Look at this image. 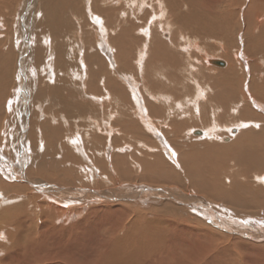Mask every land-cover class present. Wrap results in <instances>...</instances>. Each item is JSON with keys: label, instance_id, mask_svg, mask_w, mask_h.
<instances>
[{"label": "bare ground", "instance_id": "obj_1", "mask_svg": "<svg viewBox=\"0 0 264 264\" xmlns=\"http://www.w3.org/2000/svg\"><path fill=\"white\" fill-rule=\"evenodd\" d=\"M61 1L68 4L65 9L71 8L77 14H74L73 18L78 26L76 34L79 36L81 46L93 48V52L86 53L84 59L76 56L74 61L72 56L82 55V52L80 48H76L78 45L73 44L75 48L73 45L68 47L61 42L60 35L63 32L66 35L70 33V28L63 21L64 10L54 5V0H45L44 13L48 16L49 24L55 28L54 34L60 41H54L58 68L65 75H70L67 71L72 68V75L77 77L84 76L86 71V77L91 81L100 79V86L106 90L108 88V91L116 96L117 100L114 103L116 107L119 108L124 103L128 116L133 117L134 121L128 125V129L131 135H136V139L139 137L152 141V137L157 136L154 130L164 132L169 139L168 144L165 136L163 138L158 135L156 142L160 144L148 146L152 154H157L152 155V158L148 157L149 161L144 158L140 164H137L142 171L146 170L141 179L147 181L150 176L149 179L159 185L172 183L187 191L194 190L207 199L223 200L233 206L235 212L250 214L249 212H253L254 209L264 208V0H229L231 3L229 6L228 0H150L148 3L145 0L142 2L96 0L94 10L91 7L92 0H83L84 9L91 16L89 25L88 20L80 22L78 10L81 8L76 3L78 0ZM61 1L57 0L55 3L59 5ZM6 2L7 0H0V12L4 15L8 10ZM239 5L241 10L238 12L236 7ZM79 13H82V10ZM94 16H98L99 19L97 17L94 19ZM92 25H94V33L90 38L88 27ZM157 25L176 26V29H173L170 38L164 39L163 36H168L167 33L158 30L161 32L159 33L157 29L152 28ZM149 27L153 30L151 35L144 34V28ZM231 33V52L228 48L223 51L224 57L229 60V67L218 72L211 83H204L209 89L211 84L214 87L209 94L198 78V67L192 63L186 66L182 60L184 54L191 55L189 48L194 43L183 42L185 38L193 41L190 37L197 39L200 36L201 39L205 34L216 36L224 34L227 39ZM110 46L115 52L117 63L114 72L110 71V65L106 63L98 49L101 47V51L113 62L114 56L109 50ZM172 49L179 50V53ZM195 49L198 50L199 46L197 45ZM215 60L225 62L220 59ZM206 62L209 64L214 60L207 58ZM69 63L73 67L69 68ZM77 64L80 71L84 70L83 73H75ZM185 69L188 71V81L179 74ZM1 70L0 83L5 75L4 68ZM118 75L119 78L125 75L128 78L132 75L139 78L138 80H143V92H146L145 102L151 112L150 117L142 109L143 99L134 93L133 87L132 90H128L120 83H110L112 78L118 80ZM127 81L131 86L130 80ZM67 83L63 82L62 86L58 87L57 91L60 94L58 99L49 98L47 95L52 93V89L45 87L44 95L49 98L50 108L64 110V114L67 113L71 119L72 108L78 109L80 111L78 114H87L88 101L78 102V100L83 101L86 95L81 94L82 99L74 98L78 94L76 95L73 85L70 87ZM225 84H228V91L225 90ZM47 89L50 92H47ZM53 91L55 92L54 89ZM240 92H249L248 98L245 96L244 100L239 97ZM204 93L207 94V101L203 103L201 100ZM213 102H220L221 105ZM208 103L211 106L207 105ZM230 103L233 105L228 110L227 106ZM218 106L222 109L219 114ZM199 108L201 110L197 113ZM230 111L237 116L228 115L229 126L233 123H245V125H242L240 132L230 143H217L219 139L228 140L220 137L218 131L226 126L220 123ZM91 115L93 116L92 113ZM123 116L125 117L126 113L120 115V122L126 119L121 120ZM184 116L186 120L179 118ZM175 119H178L179 123H176ZM191 121L205 127L208 135L204 139L200 137L199 140H194V136H202L203 132L196 131L194 128L197 125L196 123L191 125ZM112 132L109 134L111 135ZM43 137L47 140L46 144L49 148L57 143L51 139L56 136L47 135L46 130ZM178 140L180 143L177 142ZM47 150L50 153V149L46 148ZM223 157L228 160V171L226 167L221 170L218 164ZM119 159L115 158V161L123 168V160ZM212 165L220 167L216 169ZM224 170L226 172H222ZM38 172L49 174L43 170ZM51 176L54 177L52 180H59L61 183H67L71 179L66 175L58 176L56 170ZM132 176L131 178L134 179ZM141 179L139 181H142ZM20 190L22 191L21 188L17 191ZM163 194L174 196L167 192ZM6 197L12 198L11 195L4 196L0 191V207H3L0 211V264H228V259H232L235 251L231 242L228 245L214 242L222 239L223 235L217 233L207 223L196 218L191 219L186 206L165 205L162 209H154L152 217L147 212L138 213L129 221L117 218V222H110L111 220L108 219V223L101 225L97 222L88 223L92 220V214H95L92 210L93 213H86L77 224L69 225L77 210H70L53 202L49 195V199L29 196L28 200L31 204H17L15 200ZM181 198L183 200L184 196ZM10 204V207L4 208ZM183 208L187 210L184 211ZM191 208V213H202L209 222L224 227L225 223L215 219L216 212L203 199L198 204L191 203ZM83 210L79 213H83ZM96 212H98L97 216L101 215L103 218L108 216V211L97 209ZM236 223H230L228 220V227L225 229L231 231ZM239 226H242L241 230L244 229L239 233L245 236L248 231L245 228L247 225L239 222ZM250 229L254 231L256 237L264 235V226L259 223L250 226ZM237 244L245 254V257H242L243 253L237 254L235 259L238 264H246V262L264 264V245L246 240L244 237Z\"/></svg>", "mask_w": 264, "mask_h": 264}, {"label": "rangeland", "instance_id": "obj_2", "mask_svg": "<svg viewBox=\"0 0 264 264\" xmlns=\"http://www.w3.org/2000/svg\"><path fill=\"white\" fill-rule=\"evenodd\" d=\"M56 1L57 0H54L53 4L64 10L63 15L67 20L63 17V21L64 24L70 28V33L68 32L66 35L63 32L65 35L63 33L60 35L61 42L65 43L68 47L73 44L78 45V47L73 46L77 49L80 48L82 55L74 53L75 55H73L72 58L74 61L76 60V56L80 59H84L86 53L90 54L93 52V48L89 47L88 49L80 44L79 36L76 34L78 26L75 18H73L74 14H77L74 13V10L71 8L65 9V6H68L67 3H63V1L60 0L61 2L58 5L55 3ZM137 1L142 2V0ZM149 1L150 0H145L146 3ZM44 2L45 0H7L6 7L8 10L7 12L5 11L6 15L0 12V70H3L4 68L5 71L3 77L4 80L0 83V191H2L3 195H8L9 197L11 195L12 198H6L9 200H15L17 204H31L28 200V198H30L29 196H34V198L36 197L37 199H49V195L52 197L53 202L61 204L67 209L74 211L77 210V216L75 215L74 218H72L73 221H69V225L77 224V221H80L86 213H93V211L95 212V214L93 213L91 216L93 221L90 220L88 223L95 224L97 222L101 225V223H108V219L109 221L111 220L110 222H117V218L129 221L131 218H135L138 213L145 214V212H147L150 213L149 216L152 217V211H154V209H162L165 205L172 207L186 206L190 212L191 219L196 218L201 222H205L212 226L217 233L223 235L222 239L219 241L215 240L214 242H223L225 245H228L231 242L232 248H234L235 251L232 259H228V264H238L237 259H235L237 254L243 253L242 257H245L243 249L237 244L241 238L244 237L246 240L264 245V235H258L260 236L258 238V236L256 237L254 234V231L250 229V226H255L257 223L264 226L263 207L258 210H252L253 212H249L250 214L235 212V208L228 205V203L223 200L207 199V197L194 190L187 191L183 187L172 183L159 185L154 181L152 182V180L149 179L150 176H148L147 181L141 179L145 175L146 170L143 169L142 171L141 167H138L137 164H140V161L144 158H147V161H149V158H152V155L157 154H152L151 151H149L150 149L148 146L152 147L153 144H160L159 142H156L158 135L162 137L165 136L167 138L166 143L169 144L168 137L164 132L154 130V133H156L157 136L154 138L152 137V141H146L139 137L136 139V135H131L128 129V125H131L134 121L133 117L131 118V116H128L129 113L125 111L126 107L124 103L121 107H116L114 104L115 100H117L116 96H113V94L108 91V88L106 90L100 86V79L97 81H91V79L86 77V71L84 76L77 77L74 74L72 75V68L69 72L67 71L70 75H65V73L58 68V61L55 56L57 52L56 47H54V41H57L58 37L54 34L56 31L54 30L55 28L48 22L47 14L44 13ZM76 3L80 5L79 7L82 10V13H79L81 10H78L80 22L88 20L89 25V19L91 16L86 12V9H84L85 1L78 0ZM92 4L91 7L94 10L93 6L96 4V0H92ZM229 4L231 3L228 0V6ZM151 6L153 7V5ZM240 10L239 5V7H236V11L239 12ZM95 17L99 19L98 16H94V19ZM238 19L239 17L236 18V20ZM92 20L93 19H91V23L93 24ZM93 26L94 25L88 27L90 30L88 37L90 38L94 33ZM175 27L176 26L168 27L166 25L163 27L157 25L152 28L157 29V32L161 31L167 33L168 36H163L164 39H167L171 37L172 32L174 31L173 29H176ZM144 29V34L151 35V31L153 30H151L150 27ZM191 32H189V34H191ZM139 33L138 30V34ZM89 34L91 35L89 36ZM186 36L188 37L189 35ZM199 37H197V39L190 37L193 41L185 38L186 40L183 42L184 44H194H191L189 48L190 51L188 50L191 52V55L184 54L182 60L186 66L192 63L198 67V78L203 84L211 83L210 81H213V79L217 77L216 75H218V72L226 70L229 67V60L224 57L225 54L223 51L228 48L231 52L232 33L227 39L224 34H219L217 36L215 34H205L201 36V39ZM58 42L60 41L58 40ZM197 45L199 46L198 50L195 49ZM110 48L111 46L109 47V50L112 51L111 53L114 56L115 52ZM98 49L106 63L110 65V71L114 72V69L117 68L115 56L112 57L113 62H111L105 53L101 51V47H98ZM172 50L175 51V49ZM172 50L170 51L173 52ZM175 52L179 53V50H176ZM180 54H182V52ZM207 58H211V60H224L226 62L225 66L221 67L213 63L208 64L206 62ZM77 65L78 67L75 65V73H83L84 70L82 69V71H80L79 64ZM70 67L73 66L69 63V68ZM182 71L183 72H180L179 74H182V78L186 79L185 81H188V71L186 69ZM117 79L118 80H114L113 78L110 79V83H120L122 87L127 88L128 90H132L131 88L133 87L134 93L143 99V105H141L142 109L146 112L147 116L150 117L151 112L146 107L147 104L145 102L146 92H143V80H138L139 78L132 75L128 78L127 75L124 77L121 76V78H119L118 75ZM127 80H130L131 86L127 83ZM63 82H68L67 84H69L70 87L73 85L76 95L78 94L77 97L75 96L74 98L77 99L80 97L82 99V95H86V97L83 98V101L78 100V102L81 101L86 103L88 101L89 112L87 111V114H78L80 111L76 108H72L71 119L67 116V113L64 114V110L50 108L48 99H58L60 97L57 89L59 86H62ZM87 86L92 88L90 89L88 87L87 89ZM225 86V90L228 91V84H225ZM45 87L52 89V93H48L47 95L49 98L44 95ZM80 87L82 88L80 89ZM204 87H206L207 92L209 91V94L212 92L211 89L214 88L212 84L210 86L211 89L208 88L207 84H204ZM41 91H43V95L40 94ZM47 92L50 91L47 89ZM239 94V97L242 99L244 98V100L245 96L247 98L249 96V92H240ZM40 95H42L43 98ZM68 97L69 96H66V98ZM202 97L203 100L201 101L203 103L207 101V94L204 93ZM222 98H225V96H222ZM216 103L219 104L220 102ZM207 105L211 106L210 103ZM219 105H221V103ZM231 105L233 104H228V110L232 107ZM200 110L201 109L199 108L197 113H199ZM207 110H209V108H207ZM221 111L222 109L218 106V114ZM123 113H126V116H123L121 120L124 118L126 119L120 122V115ZM228 113L229 114L223 119V122L220 123L225 124L226 126H223L218 131L220 137H224L228 140H217V143L220 144L230 143L233 137L240 132L242 125H245V123H233L229 126L228 117L233 114L237 116V114L231 111ZM97 115L100 117H94ZM198 117L199 116H197V118ZM179 118H185L186 120L185 116ZM175 121L176 123H179L178 119H175ZM123 123L125 124V127H123ZM195 123L197 127L194 126V129L196 131H202L203 135L194 136V140L197 141L200 137L204 139L208 135V132L205 130V127L200 126L197 122L191 121L190 124L194 125ZM133 125L135 126V124ZM44 130H46L47 135L51 134L56 136L51 137V139L57 141V143L51 148L46 144L47 140L43 139ZM111 131L113 132L110 135L109 133H111ZM181 137L182 136H180V138ZM177 142L180 143L179 140ZM46 148L50 149V153H48V150L46 151ZM68 152L69 154L67 155ZM149 153L151 156H149ZM115 158H120L119 160L121 161L123 160V168H126L123 169L118 165L119 163H116ZM127 162L128 165L130 164L129 167ZM218 164H220L221 167L219 165L217 167L216 165L212 166L216 169H219L220 167L221 170L226 167L228 171V160L226 157L221 158V163ZM51 165H53L54 168ZM39 170H43L49 174L40 173L38 172ZM55 170L57 171L58 176L66 175L70 177V182L68 179L67 183H61L59 180H52L54 177L51 176V173L53 174ZM125 171L129 173L127 174ZM222 172H226V170ZM131 176L134 179H132ZM24 178H26L27 181ZM140 179L143 182L139 181ZM20 188L22 189V191L20 190L22 193L17 191ZM164 192L171 193L174 196L165 195L163 194ZM181 196H184L183 200ZM198 197L208 203L214 212H216L217 217L215 219L224 222V227H219L218 223L209 222L202 213H191V203L198 204L199 201H201ZM187 199H189V201ZM179 200H182V202H179ZM184 200L187 202L185 203ZM65 204H68V206ZM10 206L11 204L4 206V208ZM110 207L113 209L111 210ZM97 209L108 211V216L104 218L103 216L101 217V215L97 216ZM187 209L183 208L184 211ZM2 210L3 207H0V211ZM82 210L83 213H79ZM35 218L38 217L36 216ZM228 220H230V223L234 222V224L237 222V225H234V228L231 231L225 229L228 227ZM239 222L247 225L245 228L248 231H246L245 236L239 233L244 231V229L241 230L240 227L242 226H239ZM261 237L263 238L262 240ZM246 264H248V262H246Z\"/></svg>", "mask_w": 264, "mask_h": 264}, {"label": "water", "instance_id": "obj_3", "mask_svg": "<svg viewBox=\"0 0 264 264\" xmlns=\"http://www.w3.org/2000/svg\"><path fill=\"white\" fill-rule=\"evenodd\" d=\"M213 63H214L215 65H217V66H221V67L225 66V62H223V61L214 60Z\"/></svg>", "mask_w": 264, "mask_h": 264}]
</instances>
